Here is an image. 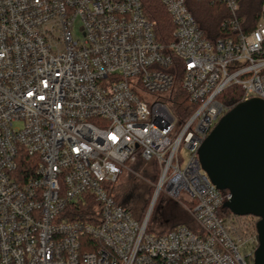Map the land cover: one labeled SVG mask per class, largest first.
<instances>
[{"label":"built area","instance_id":"obj_1","mask_svg":"<svg viewBox=\"0 0 264 264\" xmlns=\"http://www.w3.org/2000/svg\"><path fill=\"white\" fill-rule=\"evenodd\" d=\"M214 1L237 30V1ZM160 2L168 44L140 0H0V264H254L260 219L227 212L199 149L232 109L229 88L264 101V2L253 31L217 42L185 0ZM178 74L181 121L168 105ZM138 158L160 169L141 219L111 193ZM162 194L196 229L148 231Z\"/></svg>","mask_w":264,"mask_h":264},{"label":"water","instance_id":"obj_2","mask_svg":"<svg viewBox=\"0 0 264 264\" xmlns=\"http://www.w3.org/2000/svg\"><path fill=\"white\" fill-rule=\"evenodd\" d=\"M202 169L231 199L233 215L259 218L254 264H264V101L254 98L226 113L199 149Z\"/></svg>","mask_w":264,"mask_h":264},{"label":"trees","instance_id":"obj_3","mask_svg":"<svg viewBox=\"0 0 264 264\" xmlns=\"http://www.w3.org/2000/svg\"><path fill=\"white\" fill-rule=\"evenodd\" d=\"M236 1L239 6L237 30L225 25L230 20L231 14L224 4L215 2L214 0H185V3L204 38L210 42H217L219 40L234 38L239 32H251L257 26L264 0ZM140 2L146 18L154 26L157 39L163 44L170 43L173 40L174 25L160 0H140ZM241 94L242 92L239 87H231L221 96V101L234 108L240 104ZM168 102L169 108L177 119L181 121L187 117L191 105L186 94L181 90L179 74ZM155 173L157 176V169ZM114 197L119 204L123 205L118 195ZM227 212L231 213L230 211ZM148 231H154L151 221Z\"/></svg>","mask_w":264,"mask_h":264},{"label":"rangeland","instance_id":"obj_4","mask_svg":"<svg viewBox=\"0 0 264 264\" xmlns=\"http://www.w3.org/2000/svg\"><path fill=\"white\" fill-rule=\"evenodd\" d=\"M79 26L78 23L75 32L81 36ZM180 155L185 165L188 158L187 152L182 149ZM159 176L160 169L156 164L145 163L138 158L135 162L126 165L111 193L114 196L118 195L121 203L129 207L138 219H141L152 204ZM181 204L186 203L183 200L169 199L165 194L159 196L150 220L154 229L153 234H165L180 226L196 229L191 215Z\"/></svg>","mask_w":264,"mask_h":264},{"label":"snow or ice","instance_id":"obj_5","mask_svg":"<svg viewBox=\"0 0 264 264\" xmlns=\"http://www.w3.org/2000/svg\"><path fill=\"white\" fill-rule=\"evenodd\" d=\"M113 139H115V137H113Z\"/></svg>","mask_w":264,"mask_h":264}]
</instances>
